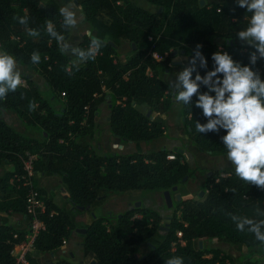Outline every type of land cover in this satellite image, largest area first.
<instances>
[{
	"label": "trees",
	"instance_id": "trees-1",
	"mask_svg": "<svg viewBox=\"0 0 264 264\" xmlns=\"http://www.w3.org/2000/svg\"><path fill=\"white\" fill-rule=\"evenodd\" d=\"M70 1L76 2L92 32L83 36L77 49L87 54L93 38L105 42L95 60L71 56L66 49L62 54L55 37L48 34V21L64 35L61 44L73 31L72 26L63 24L56 0H0V53L15 56L26 69L21 79L27 82L26 88L6 90L0 98V112L15 113L25 128H37L39 133L38 138L21 135L0 116V168L5 163L15 168L0 173V210L26 217L25 192L9 183L22 173V158L29 151L38 155L37 174L62 178L72 205L66 209L46 200L42 218L47 229L36 243L40 253L60 250L79 228L77 216L104 206L112 194L155 192L164 196L170 191L171 196L179 193L181 200L175 199L169 224L162 214L145 205L122 217L94 216L81 245L83 260L88 264H166L170 258H182V264H260L264 245L247 232V225L245 233L239 232V221L232 217L264 219V190L241 181L235 170H218L207 176L203 197L189 196L186 186L203 169L192 165L186 149L103 155L94 144L97 113L103 103H108L110 132L120 140L149 145L166 138L165 116L175 101L173 89L160 74L173 68V54L181 52L191 58L200 44L209 70L216 51L228 52L248 64L254 49L240 42L237 32L248 25L251 13L238 7L236 0L205 5L201 0H141L152 10L140 0ZM18 17H26L27 23L20 24ZM29 29L38 35L29 36ZM122 44L130 45V56L119 58ZM33 52L40 54L38 64L31 63ZM155 53L160 59L153 58ZM256 67L264 80V59L258 60ZM36 75L43 80L42 86ZM201 90H206L203 85ZM196 99L193 96L192 100ZM181 106L188 142L211 156H227L220 140L225 130L198 133L196 121L208 122L203 110ZM174 187H178L176 192ZM51 212H55L53 217ZM136 213L143 218L133 221ZM178 232H182L181 238ZM27 233L26 229L0 225V264H15L11 251ZM157 239H161L159 244L154 243ZM212 240L239 250L246 248L248 253L234 256L209 246L207 241ZM144 245L148 251L142 255ZM30 264L39 263L30 258ZM55 264L72 263L59 260Z\"/></svg>",
	"mask_w": 264,
	"mask_h": 264
},
{
	"label": "clouds",
	"instance_id": "clouds-1",
	"mask_svg": "<svg viewBox=\"0 0 264 264\" xmlns=\"http://www.w3.org/2000/svg\"><path fill=\"white\" fill-rule=\"evenodd\" d=\"M238 7L245 8L251 13L248 25L237 32V39L254 49L249 54V63L243 64L235 60L225 51L212 54V68H208V60L202 54V45L197 44L194 55L176 75L175 80H169V87L173 89V98L177 104L195 106L202 109L208 118L206 124L196 121V131L207 134L209 131L219 132L223 128L226 132L220 140L227 150V160L235 169L236 176L250 186L264 190V80L261 79L260 69L256 67L258 60L264 59V0H236ZM75 8L69 4L59 9L63 17V24L75 26L78 23ZM20 24H26V17H18ZM48 34L55 37L60 51L69 47L64 41V35L57 33L52 22L48 21ZM91 31L88 36H91ZM29 36H37L35 29H29ZM99 39L93 38L87 54L81 49H73L79 58L95 60L99 49L103 47ZM40 62L39 52H33L31 63ZM17 70L13 72V69ZM20 62L15 56L6 51L0 53V98L5 92H15L21 85ZM201 70L204 74L201 75ZM195 74V75H194ZM194 76V78H193ZM204 89L201 90V86ZM193 96L198 97L195 101ZM235 191V190H233ZM236 229L251 233L255 240L264 245V219L256 220L244 216H233ZM166 264H182V258H170Z\"/></svg>",
	"mask_w": 264,
	"mask_h": 264
},
{
	"label": "rangeland",
	"instance_id": "rangeland-1",
	"mask_svg": "<svg viewBox=\"0 0 264 264\" xmlns=\"http://www.w3.org/2000/svg\"><path fill=\"white\" fill-rule=\"evenodd\" d=\"M221 0H204L205 3L207 4H211V3H217ZM63 3V2H62ZM61 3V4H62ZM139 3L144 6L145 8H148L150 10H152L153 8L148 6L147 3L142 2L141 0L139 1ZM71 4V2L69 3ZM70 11H75L76 13V17L78 20V23L73 27L75 30V36L72 37V39H68V41L64 42L67 43L69 45L68 49H77L79 42L82 41L81 38L79 37V33L80 32H84L87 33L88 32V28H84L85 24L82 23L83 18L80 15V11L77 8L71 9ZM78 28H81L82 31H79ZM76 54V53H75ZM130 54H132V49L130 47L129 44H125L122 47L119 48V55L124 58L127 56H130ZM188 58H185L181 52H176L173 55V59L172 62H180V65H173V68H171L169 70V73H166V71H163L160 74V77L164 80H166L167 82H169V80H175L176 79V75L179 71H181L183 69L182 66H187L188 65ZM168 72V71H167ZM38 81V83L40 85L43 84V80L40 77H37L36 79ZM181 108L182 106L180 104H177L176 102L173 104V108L170 112V119H169V125H168V136L166 137L168 140L172 139L171 135H176V137L179 139V142H182L183 144H185L188 139L186 136V131L182 122V116H181ZM142 109H145L142 108ZM106 110L104 113L105 115L103 116V119H101L100 122V129L102 132V135L104 136L105 131H106V127L108 128L107 130L109 131V125L107 124L106 118L109 116V111L108 108L106 106ZM166 118V117H165ZM9 123L11 125H13L18 131H22V126L20 124V121L18 120V118L16 117V115H10L9 116ZM182 126V127H181ZM182 128V130H181ZM100 142V139L96 140L94 142L95 145H98ZM119 149L121 151V153H130V152H141L142 150H152V146H150L149 148H147L146 145H142V147H129V143L123 140H120L118 143ZM168 141L163 140L160 143H157V145L155 144L156 149H161L164 148V145H167ZM117 147V146H116ZM118 148V147H117ZM172 148V147H170ZM194 162V161H193ZM198 164L200 166H205V167H211L213 169H224L226 167H228L229 165H231V163L227 160V157L225 156H209L206 153H200V157L198 159ZM193 165V164H192ZM235 170V169H233ZM213 171L209 168L207 169H203L201 171H199L196 176L191 179V181L189 182V184L186 186V190L190 193H192V195H197L200 194L201 192L205 191V181L207 176L210 174V172ZM214 171H218V170H214ZM180 195L179 193H176L174 196H172V201H173V206L169 207L165 197L161 194V193H148V192H144L141 194H134V195H116V194H112L108 200V202L104 205V206H99L96 207L94 209V211L92 213L87 212L86 214H88L87 216H89L88 219V224L86 223H82V224H78L79 227H84L85 229L88 228V226L92 223L93 221V217L95 216H101V215H108V214H112L114 216L118 215V214H123L124 212H126L127 210H131L133 208H135V206L138 204V206L141 205H145L148 208L154 209L156 211H158L160 214H162L165 217V220L167 222V224H169V220H170V216L173 213V207H174V203H175V199H177V196ZM188 197V196H187ZM84 235L85 234H81L78 233L76 231L73 232L72 234V239H73V248H67L65 250H63L65 253V257L69 260L72 261L73 264H80L81 261L83 260V252H82V242L84 240ZM161 242V239H157L155 240V244H159ZM207 244L211 247H218L220 248L222 251L230 253L234 256H238L241 252L244 254L248 253V250L246 248H242V250H239L236 247H232L230 245H227L225 243H220L217 242L215 240L212 241H207ZM72 250V251H71ZM148 249L146 247H144L140 254H145L147 253ZM71 252H72V256H71ZM56 259H51L50 261H55ZM260 264H264V259H261V261L259 262ZM84 264H88V263H84Z\"/></svg>",
	"mask_w": 264,
	"mask_h": 264
},
{
	"label": "crops",
	"instance_id": "crops-1",
	"mask_svg": "<svg viewBox=\"0 0 264 264\" xmlns=\"http://www.w3.org/2000/svg\"><path fill=\"white\" fill-rule=\"evenodd\" d=\"M56 1L59 3L60 8L66 6V5H69V3L71 2L70 0L68 2H66L64 0H56ZM71 4L74 5L75 8H77L80 11L79 7L75 4V2H71ZM71 9H74V8H70L69 10H71ZM80 15H81V13H80ZM82 23H84V21H82ZM72 28H73V26H72ZM84 28H86V26H84ZM78 30L79 31H82L81 28H78ZM88 32H89V30H88ZM88 32L87 33H84V32H80L79 33V37L81 38V40H83V36L84 35H86V34L88 35ZM75 35H76L75 34V30L73 28L72 34L70 35V37L68 39L69 40L72 39V37L75 36ZM68 39H67V41H68ZM80 42H82V41H80ZM123 45H125V44H122V46ZM67 53L69 55H71V56H75V57L78 56L77 54H75V52L73 51V49H68L67 50ZM118 56H119V58H122L120 55H118ZM188 59H190V58H188ZM173 65H174V62H173ZM20 67H21L20 68L21 74L24 75L26 73V69L24 67H22V66H20ZM16 70L17 69L14 68L13 69V72H15ZM166 73H169V70H166ZM37 77L38 76L36 75L35 76V80L37 79ZM36 82L38 83L37 80H36ZM106 106L108 108V103L101 104L100 105V108H99L100 109V113H97L99 115V121H98V127H97L98 128V132H97L96 140L97 139L98 140L100 139V142L97 145L98 148H99V153L100 154H103V155H108V154H119V155L133 154V152H130V153H121V151L119 149V146L120 145L118 144L119 141H120V139L117 138V137H115L110 132V129L108 131L107 130L108 129L107 127H106V131H105L104 136L102 135V132H101V129H100V122H101V119H103V116L105 115L104 112L107 111L106 110ZM10 115H16V114L13 113V112H0V116L3 119H5L10 126H12L16 131H18L13 125H11L9 123V119L8 118H9ZM169 115H170V113L167 116H165L166 117L165 119H166V122H167V135H168V125H169V119H170V116ZM16 117H17V115H16ZM18 120L20 121L19 118H18ZM106 121H107V124H108V122H109V116L106 118ZM182 121H183V118H182ZM20 124H21V126H22L23 129H22V131H18V132L21 135H24V136H27V137L30 136V137H33V138H38L39 133H38V129L37 128L27 129V128H25L22 125L21 121H20ZM181 130H182V128H181ZM171 136H172L171 137L172 139H169V140L167 138H163V139H160L158 141H155V142H153L152 144H149V145H147V144H140V147H142V145H146L147 148H149L150 146H152V150H142L141 152L159 150V149H156L155 144L157 145V143H160L161 141L166 140V141H168V144L167 145H164V148L169 149V150H177V149H180L181 151H182V149H186L191 154L190 161L191 160H192V162L194 161L193 162V165L196 164L201 169H207V168H209V169H211L213 171L214 170H219V169H213L211 167L200 166L197 161H198V159L200 157V153L201 152L199 150H197L195 147H193L188 141L185 144H183L182 142H179V139L176 137L175 134L174 135H171ZM128 145H129V147H134V146L139 147V145L132 144V143H129ZM170 147H172V148H170ZM27 152H29V151H27ZM135 153H137V152H135ZM209 156H211V155H209ZM219 157H221V156H219ZM225 157H227V156H225ZM233 169H234L233 166L232 165H229L228 167H226L224 169H220V171H231ZM4 170L5 171H14L15 168H14V166L12 164L5 163L3 165V168L2 167L0 168V173H3ZM13 179H14V177L10 180V183L9 184L14 185ZM62 182L63 181H62V178L60 176L48 177V176H45L44 174H40V173L39 174L36 173L35 178H34V184L40 190L41 195H42V197H43V199H44L45 202H46V200H51L58 207L66 208V209H71L72 205L68 201V197L66 195L65 189L63 188ZM190 195H192V193L189 192V196ZM86 213L87 212H83L82 214H80V215L77 216V222H78V224H82L83 222L86 223V224H88L87 222H88L89 216H87L88 214H86ZM26 218H27V216L26 217L25 216L23 217V216H20V215L11 214L8 211H2V210H0V225L1 224H7V225H10V226L15 227L16 229L17 228L20 229V230L26 229L29 232V222L26 220ZM79 228L80 229H85L84 227H82V228L79 227ZM15 236H17V235H15ZM72 241H73V239H72V236H71V238L69 240L65 241L64 246L60 250H58L56 253L43 254V253L38 252L37 249H36V251L29 257V262H30V258H31V259L37 261L39 264H55L59 260H66V261L72 263L71 260H69V259H67L65 257V255H64L65 252L63 251L65 249H67V248H73L74 247L73 246L74 244H73ZM17 244H19V243H17ZM13 248H14V246H13ZM71 256H72V252H71ZM51 259H56V260L55 261H50ZM84 263H86V261L85 260H82L80 264H84Z\"/></svg>",
	"mask_w": 264,
	"mask_h": 264
},
{
	"label": "built area",
	"instance_id": "built-area-1",
	"mask_svg": "<svg viewBox=\"0 0 264 264\" xmlns=\"http://www.w3.org/2000/svg\"><path fill=\"white\" fill-rule=\"evenodd\" d=\"M153 58L160 59L156 53L153 54ZM21 80L22 83L20 86L26 88V80ZM37 160V154L26 152L25 156L22 158V173L17 174L13 179L17 188L25 192L26 216L29 220V232L25 240L19 244H15L11 251V255L15 259V264H30L29 257L36 251L37 240L47 229V224L42 218L43 215L46 214V202L40 190L34 184L36 175L35 163ZM54 215L55 212H51L49 216L53 217ZM177 236L181 238L182 232H178ZM15 238H17V236H15ZM173 247H175V244Z\"/></svg>",
	"mask_w": 264,
	"mask_h": 264
},
{
	"label": "water",
	"instance_id": "water-1",
	"mask_svg": "<svg viewBox=\"0 0 264 264\" xmlns=\"http://www.w3.org/2000/svg\"><path fill=\"white\" fill-rule=\"evenodd\" d=\"M64 1L68 2L69 0H64ZM75 4H76V2H75ZM201 5H205L204 0H201ZM231 43L233 44L234 42H231ZM173 55H174V54H173ZM174 65H180V62H178V63L175 62ZM150 114H151V112H149V115H150ZM185 180H187V178H186ZM177 190H178V187H174L173 191L176 192ZM204 193H205L204 191L201 192V193H200V197H203ZM164 197H165V200H166L168 206H169V207L173 206V201H172L171 192H170V191L165 192V193H164ZM177 200H178V201L181 200V196H180V195L177 196ZM78 209H80V210H82V211H85V210H90V207H87V208L80 207V208H78ZM94 216H95V215H94ZM76 232L81 233V234H86V233H87V229H80V228H78V229L76 230ZM200 244H201V246H203V243H202V242H200ZM90 264H95V262H91Z\"/></svg>",
	"mask_w": 264,
	"mask_h": 264
},
{
	"label": "flooded vegetation",
	"instance_id": "flooded-vegetation-1",
	"mask_svg": "<svg viewBox=\"0 0 264 264\" xmlns=\"http://www.w3.org/2000/svg\"><path fill=\"white\" fill-rule=\"evenodd\" d=\"M140 207H142V205L140 204V205L138 206V204H137V205L135 206V208H133V209H131V210H127L126 212H124L123 214H120V215H121V217H122L123 215H126V214L129 213L130 211H133L134 209H136V208H140ZM142 218H143V216L141 215V213H136L135 216L132 218V220L134 221V220L142 219ZM146 244H147V243H146ZM148 245H149V244H148ZM144 247L147 248V245L142 246V248L140 249V251H141Z\"/></svg>",
	"mask_w": 264,
	"mask_h": 264
}]
</instances>
